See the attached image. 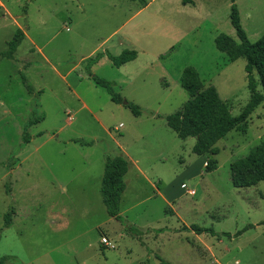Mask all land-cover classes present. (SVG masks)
Here are the masks:
<instances>
[{
    "label": "rangeland",
    "instance_id": "1",
    "mask_svg": "<svg viewBox=\"0 0 264 264\" xmlns=\"http://www.w3.org/2000/svg\"><path fill=\"white\" fill-rule=\"evenodd\" d=\"M188 1L0 0L4 264H264V180L236 188L230 168L264 142V100L246 131L216 143L213 171L207 156L193 152L196 138H179L166 121L190 98L180 82L186 67L216 86L234 116L243 111L246 59L230 60L215 40L220 33L238 40L230 20L235 3L257 41L264 0ZM17 28L24 40L14 59L3 57ZM124 49L137 50V59L124 68L106 58L91 72L114 81L140 116L113 102L86 67L98 52ZM117 155L130 161L122 221L107 213L101 195L107 157ZM11 209L13 224L5 227ZM193 224L214 233L197 234Z\"/></svg>",
    "mask_w": 264,
    "mask_h": 264
},
{
    "label": "trees",
    "instance_id": "2",
    "mask_svg": "<svg viewBox=\"0 0 264 264\" xmlns=\"http://www.w3.org/2000/svg\"><path fill=\"white\" fill-rule=\"evenodd\" d=\"M188 2V0H183V4ZM230 20L238 40L226 33H220L216 37L215 42L217 48L225 52L230 60L235 61L240 57L246 59L245 71L250 91L247 105L239 115L234 116L227 103L221 98L216 86L212 84L205 86L199 72L194 67H186L182 72L180 82L182 87L189 93L190 98L180 110L166 116L167 125L176 132L179 138H196L193 152L197 155L207 156V171H213L217 168V161L213 157V155L218 153V149L215 146L216 143L234 129L246 131L250 115L264 100V34L255 42L248 38L247 32L241 23L239 9L235 3L231 6ZM24 37L25 33L23 30L17 28L13 37L7 42V49L2 52V56L14 59L15 53ZM104 56H107L114 66L121 67L137 59L138 51L135 49H124L118 55H113L109 51L98 52L95 56L88 57L85 60L87 69L91 72L92 66ZM90 75L97 85L108 91L113 102H123V98L114 89V81L106 80L92 72ZM259 86H261V90ZM127 107L131 108L136 116L142 114L141 107L137 104L129 102ZM42 118V116H38L30 119L26 129L28 125L36 123ZM30 138L31 134L26 130L23 134V139L28 142ZM230 168L232 184L236 188L254 186L264 180V142L254 146L247 155L231 162ZM129 169L130 161L125 156L107 157L101 185L102 201L107 213L120 221L123 220L120 204L122 194L126 189L125 176ZM13 213L14 210L11 209L5 214V227H10L13 224ZM184 227L188 228V226ZM190 228L197 234H201L204 231L214 233L212 229L203 228L195 224L191 225ZM129 231L136 236L140 234L135 233L137 228L133 226H129ZM7 259L5 256L0 257V264H4Z\"/></svg>",
    "mask_w": 264,
    "mask_h": 264
},
{
    "label": "crops",
    "instance_id": "3",
    "mask_svg": "<svg viewBox=\"0 0 264 264\" xmlns=\"http://www.w3.org/2000/svg\"><path fill=\"white\" fill-rule=\"evenodd\" d=\"M0 5H4V4H3L2 2H0ZM22 30H23V29H22ZM23 32H24V31H23ZM22 42H23V41H22ZM21 44H22V43H21ZM106 58H108V57H107V56L102 57V58H101L96 64H94V65L92 66V68L95 67V66H97V65H99L102 61H105ZM108 59H109V58H108ZM135 60H136V59H135ZM135 60H133V61H135ZM133 61H131V62H133ZM128 63H130V62H128ZM128 63H126V64H128ZM126 64H124L123 67L126 66ZM121 67H122V66H121ZM92 68H91V70H93ZM124 68H125V67H124ZM206 160H207V158H206ZM205 162H206V161H205Z\"/></svg>",
    "mask_w": 264,
    "mask_h": 264
},
{
    "label": "built area",
    "instance_id": "4",
    "mask_svg": "<svg viewBox=\"0 0 264 264\" xmlns=\"http://www.w3.org/2000/svg\"><path fill=\"white\" fill-rule=\"evenodd\" d=\"M101 242H102L103 244H105V245H111V244H112L111 241H110V239H109L108 237H106V236H103V237L101 238Z\"/></svg>",
    "mask_w": 264,
    "mask_h": 264
},
{
    "label": "water",
    "instance_id": "5",
    "mask_svg": "<svg viewBox=\"0 0 264 264\" xmlns=\"http://www.w3.org/2000/svg\"><path fill=\"white\" fill-rule=\"evenodd\" d=\"M128 103H129L128 101H124V102H123V104H125V105H128Z\"/></svg>",
    "mask_w": 264,
    "mask_h": 264
}]
</instances>
